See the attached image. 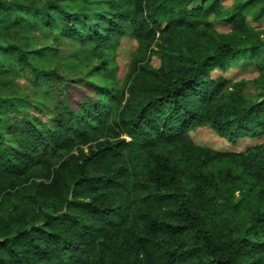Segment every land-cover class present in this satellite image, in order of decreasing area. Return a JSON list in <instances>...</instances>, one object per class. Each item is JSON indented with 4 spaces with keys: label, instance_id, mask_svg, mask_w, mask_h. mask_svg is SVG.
<instances>
[{
    "label": "trees",
    "instance_id": "16d2710c",
    "mask_svg": "<svg viewBox=\"0 0 264 264\" xmlns=\"http://www.w3.org/2000/svg\"><path fill=\"white\" fill-rule=\"evenodd\" d=\"M258 1L0 0V56L16 59L0 60V264H264V141L222 152L189 135L264 136ZM66 39L81 49L62 57ZM243 60L257 77H213Z\"/></svg>",
    "mask_w": 264,
    "mask_h": 264
},
{
    "label": "rangeland",
    "instance_id": "374dc122",
    "mask_svg": "<svg viewBox=\"0 0 264 264\" xmlns=\"http://www.w3.org/2000/svg\"><path fill=\"white\" fill-rule=\"evenodd\" d=\"M222 5L226 8L231 7L236 0H220ZM263 2L264 0H259ZM258 1V2H259ZM258 12V9L252 7L245 11V17L248 24L256 29V30H264V17H260L258 19L254 18V14ZM213 24L219 32H229L231 27L221 21L213 20ZM36 41L38 44H55L54 35L52 33H42V32H35ZM59 46L60 52L59 55L62 57H66L71 55L78 49L80 50V44L74 43L72 40L66 39L57 44ZM37 46V44L35 45ZM137 49L136 41L126 36L122 39V41L117 45L116 50L114 51V60L113 62L117 65V79L122 84L125 82L127 77L133 74L135 69V65L133 64V55ZM0 60L3 61H15V56L7 55L3 53L0 56ZM31 60H33L37 65L39 64L42 67L48 68L50 65L47 61H43L39 57L35 56L34 54L31 56ZM152 64L156 67L160 65V59L156 56L152 58ZM68 67V66H67ZM72 77L80 76L84 72L82 67H73L70 66L68 70H66ZM213 77L223 75L229 79L238 81L241 79L251 80L258 76L257 69L255 65L251 61H238L232 63L229 67V70L226 73H222L221 71L213 72ZM21 87H25L27 89L32 88V84L27 78H21L18 81ZM80 87V86H79ZM85 87H73V100L74 103L82 104L85 97L84 92ZM248 91L253 94L252 86H249ZM195 144L206 147L216 149L222 152H241L245 151L248 147L254 146L256 144H260L264 141V136L261 137H254V138H245L239 139L235 142L228 141L227 139L221 137L215 130L212 128L205 126L199 127L189 133ZM220 207V205H219Z\"/></svg>",
    "mask_w": 264,
    "mask_h": 264
}]
</instances>
